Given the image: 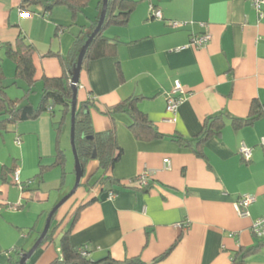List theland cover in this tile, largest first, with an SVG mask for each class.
<instances>
[{"label": "crops", "instance_id": "0c3cea01", "mask_svg": "<svg viewBox=\"0 0 264 264\" xmlns=\"http://www.w3.org/2000/svg\"><path fill=\"white\" fill-rule=\"evenodd\" d=\"M23 1L0 0V59L3 65L10 60L5 46L15 43L20 32L36 45L37 82L30 99L38 105L41 78L63 73L59 57L48 54L68 55L81 31L100 15L102 0H89L75 19L67 6L46 11L32 5L24 14ZM136 1L126 25L105 30L118 43L117 54L83 64L78 90L79 102L94 99L95 130L117 131L123 154L108 172L117 182H101L99 162L89 161L79 188L52 219V238L28 264H51L59 257L61 235L70 227L72 245L87 247L93 260L110 254L151 263L182 235L155 264H232L239 249L252 247L257 250L245 263L264 264V238L251 230L264 215V116L239 128L232 121L247 117L254 99L264 100V4L258 11L250 0ZM154 9L161 18L152 16ZM204 34L210 35L206 44H192ZM177 84L184 100L173 121L166 107ZM6 86L11 99L25 94L24 81ZM132 95L142 97L140 107L165 137L138 140L128 114H106ZM218 114L225 115V126L205 142L202 157L171 138H194L205 119ZM57 141L49 111L0 132V264H12V255L33 246L70 189L67 154L65 175L52 166ZM243 144L253 150L250 159L240 151ZM41 166L51 167L38 177ZM16 171L23 184L33 182L24 188L14 180ZM145 171H150L149 183L142 187L138 176ZM246 194L256 200L246 208L249 215L241 216L235 203Z\"/></svg>", "mask_w": 264, "mask_h": 264}, {"label": "trees", "instance_id": "16d2710c", "mask_svg": "<svg viewBox=\"0 0 264 264\" xmlns=\"http://www.w3.org/2000/svg\"><path fill=\"white\" fill-rule=\"evenodd\" d=\"M89 0H26L21 4L22 9L28 11V7L32 5H43L46 11H50L57 6H67L71 9L73 18H77L80 12L87 6ZM103 0L100 2L99 10L101 12ZM138 5L136 0H109L108 9L104 24L100 31L93 38L84 58V65L92 60L103 57L115 56L117 54L118 43L105 35V30L110 25H126ZM98 15L87 29H83L76 38L68 55L64 56L60 53L50 52L48 55L59 57L63 73L61 76L48 77L44 75L41 78L43 83L41 100L38 105L31 102V95L34 92L36 79V66L34 63V54L36 53V45L28 42L22 32H20L15 43H7L5 46V55L15 64V81H24L26 83L25 94L22 98L11 99L7 94V86L4 84L6 75L2 60L0 59V132L7 131L13 125L39 118L42 114L49 111L56 125L58 133V141L56 146L55 162L52 166H60L63 175L66 174V153L61 146V134L65 130L68 120L71 119L73 88L71 86V71L77 62L79 52L85 44L91 33L98 24ZM62 30V28H58ZM142 97L132 95L112 108L106 111V114L114 118L118 113H126L131 118L129 128L138 140L152 141L165 137L166 135L160 131L156 124L148 117V114L140 107ZM95 106L94 99L88 97L86 100L77 102L76 121H75V144L78 157L81 163L83 176L86 173V166L89 161L96 159L102 170L101 182H117L115 178L108 175L123 154V148L120 146L117 131L112 127L104 131H96L93 125L91 109ZM57 111L60 112L58 118ZM264 116V100L254 99L252 102L250 113L245 118H233V124L236 128L245 125H251L255 120ZM225 126V115L218 114L209 116L205 119L201 132L192 139H186L181 135H173L171 138L180 145L194 148L199 156H203V145L211 137L222 132ZM94 152L96 154L93 157ZM51 166H41L38 177ZM7 171V170H6ZM6 172L4 171L5 175ZM33 182V180H31ZM31 184V183H30ZM24 184L23 187L25 188ZM91 202V201H90ZM80 209V208H79ZM78 209V211H79ZM76 211V214L77 212ZM77 216L74 217V219ZM72 227L63 232L60 238L61 254L51 264H155L165 259L172 249L179 243L182 235H180L172 248L164 254L158 256L153 262H143L139 257L126 258L117 260L110 254L100 260H93L89 254L84 255L83 249L89 252L85 246L75 247L71 243ZM53 233H48L40 247H42ZM39 247V249H40ZM38 249V250H39ZM257 247L241 248L236 253L232 264H246L245 259L248 255L256 252ZM23 251H27L24 249ZM22 252L17 251L11 256L12 264H19Z\"/></svg>", "mask_w": 264, "mask_h": 264}, {"label": "water", "instance_id": "95a60500", "mask_svg": "<svg viewBox=\"0 0 264 264\" xmlns=\"http://www.w3.org/2000/svg\"><path fill=\"white\" fill-rule=\"evenodd\" d=\"M108 1L109 0H103L102 9H101L100 16L98 19V24L96 28L94 29V31L89 36V38L87 39V41L85 42V44L82 46L79 52V55H78L77 62L71 71L70 83L73 88V100H72V110H71V142H72V148H73L74 157H75V173H76L75 184L72 187V189L53 207V209L48 215L45 227L43 231L41 232L39 238L36 240V242L33 244V246L29 250L22 253L19 264H28V261L31 259L34 253L39 249V247L41 246V244L47 237L50 227H51L52 219L55 213L69 198H71L75 194V192L77 191V189L79 188L81 184V180L83 177V171H82L81 163L78 157L76 144H75V121H76V110H77V102H78V90H79L80 77H81V71H82L83 64H84L85 54L93 38L100 31V29L102 28L104 24L106 14H107V9H108ZM95 156L96 154L94 152L93 157L95 158Z\"/></svg>", "mask_w": 264, "mask_h": 264}, {"label": "built area", "instance_id": "2783aa9c", "mask_svg": "<svg viewBox=\"0 0 264 264\" xmlns=\"http://www.w3.org/2000/svg\"><path fill=\"white\" fill-rule=\"evenodd\" d=\"M253 6L260 11L261 5L264 4V0H250ZM24 14H28V12H24ZM153 17L156 18H161L162 13L160 10L154 9L152 13ZM177 25V24H176ZM210 40V35L209 34H204L202 36H198L193 38L192 44L195 46H202L206 44ZM184 90L180 84H177L174 86L173 90L168 96V101H167V107L166 110L171 114L172 120H176L177 118V112L180 104L183 102L184 97H183ZM18 142L20 143V139H18ZM264 142V139H263ZM241 153L246 159H250L253 154V150L251 147L246 146L243 144L241 147ZM164 162L167 164V166L170 165V160L167 158L164 160ZM149 177H150V171H145L141 173L138 176V183L140 186L145 187L149 183ZM14 180L20 185H24L19 178V171H16L14 173ZM32 183L31 181H28L27 184ZM110 196H113V193L110 194ZM256 200L255 196L246 194L241 196L238 201L235 203V208L238 212L239 215L241 216H247L249 215V212L246 210L247 206H249L251 203H253ZM252 233L258 237V238H264V215L257 218L256 220L253 221L252 223ZM83 254L87 255L88 252L83 249Z\"/></svg>", "mask_w": 264, "mask_h": 264}, {"label": "rangeland", "instance_id": "374dc122", "mask_svg": "<svg viewBox=\"0 0 264 264\" xmlns=\"http://www.w3.org/2000/svg\"><path fill=\"white\" fill-rule=\"evenodd\" d=\"M12 66L15 67V64L13 61H10V60H8L7 63L3 65L4 71H6V73L8 75V78H6L5 82H4L5 85L11 84V86H12V83L15 81L14 74L12 73V69H13ZM38 88L39 87H37V89ZM34 93H35V91H34ZM36 95H40V93L36 94ZM37 99H38V96H37ZM37 99H36V101L38 102ZM59 114H60V112L57 111L58 117L60 116ZM63 136H64V142H63L62 147H64L65 152L68 156V164H67L68 173L66 174V177H67L66 189H68V187H70V189H69V191H70L72 189V187L74 186L75 180H76L75 157H74V152H73L72 142H71V119L68 120L67 126L65 128V133L63 134ZM60 172H61V170H60ZM56 241L59 244V239H56Z\"/></svg>", "mask_w": 264, "mask_h": 264}]
</instances>
